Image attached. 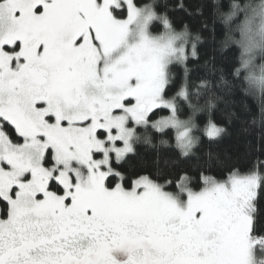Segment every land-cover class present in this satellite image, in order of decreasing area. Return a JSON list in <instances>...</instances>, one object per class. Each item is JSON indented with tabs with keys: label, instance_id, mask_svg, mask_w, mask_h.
<instances>
[{
	"label": "snow or ice",
	"instance_id": "6c2138e0",
	"mask_svg": "<svg viewBox=\"0 0 264 264\" xmlns=\"http://www.w3.org/2000/svg\"><path fill=\"white\" fill-rule=\"evenodd\" d=\"M156 13L135 0H0V264H264V160L201 172L198 191L158 159L148 174L124 167L150 131L174 133L183 157L200 139L180 118L199 93L169 94L189 35L160 16L165 33L150 38Z\"/></svg>",
	"mask_w": 264,
	"mask_h": 264
},
{
	"label": "trees",
	"instance_id": "16d2710c",
	"mask_svg": "<svg viewBox=\"0 0 264 264\" xmlns=\"http://www.w3.org/2000/svg\"><path fill=\"white\" fill-rule=\"evenodd\" d=\"M138 6L151 4L157 14L165 16L177 32H187L191 42L199 34L196 42V55H188L184 63L170 66L172 83L170 96L176 95L182 88L191 89L194 95L192 103L182 102L180 117L192 116L201 129L197 135L199 142L188 157L180 156L175 146L174 133L160 136L153 131L148 135L151 144L143 141L134 145L135 153L124 165L129 171L139 170L145 163L141 174H148L154 160L160 161L164 170H183L193 177V189L203 186L196 179L201 172L217 178H225L232 169L247 171L257 160H264V109L247 97L240 82L243 71L238 67L245 59L242 52L243 24L226 10L217 6L214 0H135ZM165 26L161 20L152 25V31L160 33ZM240 42L239 46L237 42ZM231 81L229 88L225 85ZM227 99L213 107L209 102L215 95H225ZM168 114L165 110L161 115ZM156 118H159L157 116ZM209 120L224 129L222 135L210 139L203 134ZM166 140L167 144H161ZM171 179V177H169ZM163 182V181H161ZM168 190H173L169 188ZM258 227H264V197L256 205Z\"/></svg>",
	"mask_w": 264,
	"mask_h": 264
},
{
	"label": "clouds",
	"instance_id": "9594fccd",
	"mask_svg": "<svg viewBox=\"0 0 264 264\" xmlns=\"http://www.w3.org/2000/svg\"><path fill=\"white\" fill-rule=\"evenodd\" d=\"M217 6L244 25L241 50L245 59L238 66L243 71V75L239 76L240 82L244 94L264 109V0H214V10H217ZM237 44L239 46L240 42ZM230 85L231 81L225 88ZM226 99V94L215 95L209 103L215 107Z\"/></svg>",
	"mask_w": 264,
	"mask_h": 264
},
{
	"label": "rangeland",
	"instance_id": "374dc122",
	"mask_svg": "<svg viewBox=\"0 0 264 264\" xmlns=\"http://www.w3.org/2000/svg\"><path fill=\"white\" fill-rule=\"evenodd\" d=\"M150 5H151V4H150ZM137 6H138V5H137ZM139 7H143V6H139ZM159 17H160V15L156 13V15L154 16V19H153L152 21H150V22L148 23V25H147L146 33H147V35H149L150 38H158V37H160L161 35H163V34L165 33V29H164V31H162V32H160V33H156V32H153V31H152V25H153V23H154L155 21H157V20H161L162 23L164 24V20L160 19ZM122 18H126V13H124V16H123ZM168 26L171 27V25L169 24V22H168ZM243 28H244V25H243ZM176 32H177V31H176ZM135 39H136V25L133 24V25L130 26L129 43L134 42ZM242 45H243V41H242ZM242 47H243V46H242ZM187 51H188V55L191 54V51H192V50L189 48V46H188ZM184 62H185V61H184ZM184 62H182V63H184ZM174 64H175V63H174ZM170 66H171V65H170ZM166 115H167V114H166ZM159 118H160V117H159ZM159 118H156V119H159ZM180 118L183 119L182 117H180Z\"/></svg>",
	"mask_w": 264,
	"mask_h": 264
}]
</instances>
